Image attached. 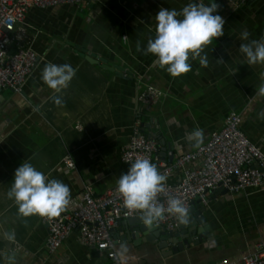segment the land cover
I'll use <instances>...</instances> for the list:
<instances>
[{"label":"crops","instance_id":"obj_1","mask_svg":"<svg viewBox=\"0 0 264 264\" xmlns=\"http://www.w3.org/2000/svg\"><path fill=\"white\" fill-rule=\"evenodd\" d=\"M190 2L99 0L29 9L27 41L38 55L37 66L21 93L0 91V264H7V255L12 253L15 264H109L104 253L84 246L76 232L54 253L47 251V226L42 218L18 217L17 206L6 196L21 163L29 162L49 179L68 185L73 201L69 211L81 203L85 186L94 196L117 186L127 171L121 151L136 121L146 136H156L158 143L163 140L166 153L176 158L195 150L187 139L193 130H203L204 144L222 128L230 112H237L244 135L264 152V119L259 117L264 96L258 95L264 64L248 65L239 51L241 43L264 36V0L238 6L215 0L220 7L214 14L225 20L224 35L206 47L207 67L190 60L192 70L173 78L154 64L152 54L137 51L138 41L144 49L148 39L154 38L155 15L161 7L179 11ZM203 2L208 5L212 0ZM244 31L249 33L247 40L241 39ZM80 50L86 52L84 57L92 54L108 67L124 68L130 76L87 61ZM49 62L76 69L61 93L53 92L41 79ZM148 85L166 94L149 108L135 100ZM65 156L73 160V169L63 165ZM179 176V171L173 172L167 180L176 182ZM204 217L210 236L176 254L137 239L114 241L115 249L124 264H217L224 260L239 264L257 242L264 243V190L213 194ZM125 231L117 233L119 238ZM12 232L14 241H6L4 233ZM121 245L126 249L123 255Z\"/></svg>","mask_w":264,"mask_h":264},{"label":"built area","instance_id":"obj_2","mask_svg":"<svg viewBox=\"0 0 264 264\" xmlns=\"http://www.w3.org/2000/svg\"><path fill=\"white\" fill-rule=\"evenodd\" d=\"M99 0H0V91L9 89L21 93L23 86L38 63V55L27 41L25 16L29 9L53 8L59 5H86ZM249 0H226L233 6ZM9 52H11L9 54ZM166 94L158 87L148 85L135 100L147 108L157 105ZM242 116L230 112L219 131L210 134L207 142L191 152H183L172 161H162L160 145L142 132V124L136 121L128 143L122 148L121 161L127 170L138 157L148 158L167 179L173 172H180L176 182L166 180L163 191L158 195L159 204L167 207L169 198H179L187 209L197 199L206 207L208 196L221 188L228 193L244 189L264 190V152L251 142L241 130ZM67 169L74 168L69 156L63 158ZM127 172V171H126ZM117 186L100 196H94L91 188L85 186L81 203L60 217L52 220L42 218L47 226L45 246L54 253L72 232L86 247L96 248L104 253L109 264H124L115 249L112 230L130 218L141 217L122 205ZM176 217L165 213L153 226L162 231L178 229ZM16 250H20L17 246ZM217 264H228L226 260ZM239 264H264V243L257 242L251 254L242 258Z\"/></svg>","mask_w":264,"mask_h":264},{"label":"clouds","instance_id":"obj_3","mask_svg":"<svg viewBox=\"0 0 264 264\" xmlns=\"http://www.w3.org/2000/svg\"><path fill=\"white\" fill-rule=\"evenodd\" d=\"M219 5L212 0L206 5L203 0H192L182 9L161 7L155 15L154 38H149L146 48L137 42V51L144 55L152 54L154 64L173 78L180 77L192 70L190 60H198L202 67L208 66L205 52L207 46L224 35L225 20L218 12ZM249 33L242 32L241 39L247 40ZM126 38V37H125ZM239 51L248 65L264 64V36L239 45ZM76 74L69 64H46L41 73L43 83L55 93L65 90ZM264 96V82L258 89ZM59 103V100L56 101ZM259 117L264 119V110ZM194 148L204 141L202 129L193 130L187 137ZM167 176L161 174L157 166L148 158L138 157L130 164L126 173L117 180V193L122 205L133 213H139L146 226L151 227L165 213L185 222L188 209L179 198H169L167 207L159 204L157 197L163 191ZM6 196L17 206V215L26 219L39 216L47 220L58 218L72 204L71 190L58 179H49L31 163H21L15 169L14 177ZM4 239L13 242L14 232L4 233ZM121 255L126 251L121 245ZM7 264H15V253L7 255Z\"/></svg>","mask_w":264,"mask_h":264},{"label":"water","instance_id":"obj_4","mask_svg":"<svg viewBox=\"0 0 264 264\" xmlns=\"http://www.w3.org/2000/svg\"><path fill=\"white\" fill-rule=\"evenodd\" d=\"M76 49L79 50L77 47ZM10 53L11 52H9V54ZM85 53V51L80 50L79 55L81 57H84ZM84 58L91 63L102 64L101 67L109 71L123 73L130 76V74L126 72L124 68L118 66L108 67L105 60L96 58L92 54L89 56H85ZM148 137L153 140L157 139L156 136L148 135ZM159 141V155L162 161H165V159L168 158V162L170 163L173 159V155L171 154V152L166 153L165 142L163 140ZM168 149L172 148L168 146ZM217 193L224 195L228 192L226 190L218 188L208 196L207 201L211 199L213 194ZM204 213L205 207L200 203L199 200L195 199L190 204L186 221L180 222L176 231L165 232L162 231L159 227H155L153 225L151 227L146 226L141 217H135L121 221L118 224V229H113L112 233L114 234L115 239H117L118 237L119 240L131 241L137 239L143 242L156 243V247L159 251H168L169 254H176L177 252L182 251L186 245L191 244V242L202 241L206 237L210 236L208 233V225L206 223ZM123 228H126L125 234L122 238H119V235L117 233L120 232V230H122ZM140 235H142L143 237L140 238ZM169 246H171V248L170 250H167Z\"/></svg>","mask_w":264,"mask_h":264},{"label":"trees","instance_id":"obj_5","mask_svg":"<svg viewBox=\"0 0 264 264\" xmlns=\"http://www.w3.org/2000/svg\"><path fill=\"white\" fill-rule=\"evenodd\" d=\"M142 130H143V125H142ZM143 132V131H142Z\"/></svg>","mask_w":264,"mask_h":264}]
</instances>
